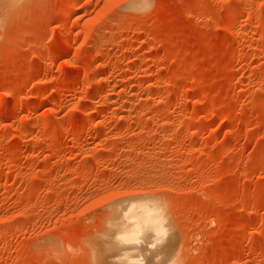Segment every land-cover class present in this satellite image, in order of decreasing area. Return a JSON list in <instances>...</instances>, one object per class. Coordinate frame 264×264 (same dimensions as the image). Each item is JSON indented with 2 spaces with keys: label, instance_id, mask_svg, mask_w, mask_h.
<instances>
[{
  "label": "rangeland",
  "instance_id": "374dc122",
  "mask_svg": "<svg viewBox=\"0 0 264 264\" xmlns=\"http://www.w3.org/2000/svg\"><path fill=\"white\" fill-rule=\"evenodd\" d=\"M134 198L146 258L264 264V0H0V264L132 252Z\"/></svg>",
  "mask_w": 264,
  "mask_h": 264
},
{
  "label": "bare ground",
  "instance_id": "6f19581e",
  "mask_svg": "<svg viewBox=\"0 0 264 264\" xmlns=\"http://www.w3.org/2000/svg\"><path fill=\"white\" fill-rule=\"evenodd\" d=\"M127 8L130 9L128 6H127ZM134 199H132V200L134 202L136 201L135 202L136 205H133V206H130V207L128 205V207H129L128 208V207H126L127 206L126 202L123 205L121 204V203L124 202L123 201V202L120 203L123 206V210L122 209L118 210L117 208H115V206H117V204H116L113 207V209H112L114 215H113V213H110V214H112L111 215L112 218L115 216V219H117L119 221V225H117V227H118V229H120L122 231V234H120V236H118V234H116L117 238H120L124 244L125 243L127 244V241H129L131 239L139 238L141 243L134 244L133 246L129 247L131 249H134V250H132V252L126 250L127 248L122 247L121 244H120L121 247L119 245H118L119 247L118 246L117 247L116 246H111L110 248L113 250L112 251L113 252L112 253L113 254V258L112 259L110 258V255H112V254H111V251H110V248H109V251H110L109 255L108 254H104V252H103L104 256L108 255L106 257L105 263H103V264H130V261L141 259V258L143 259L144 264H145L146 260L149 259V258H146L144 256L145 255L144 253L145 252L146 253L147 252L150 253L151 251H153L155 246H157V244L160 243L159 241H162V240H164L166 238V235H167V230L166 229H167V227L164 228L165 226L163 225L162 221L157 219V217H159L160 215L157 216L156 215V211L153 212V210L150 209L151 207H153L152 209H155L154 206H151L150 204H147V202H145V200L142 199V198H140L141 201H137V199H135V200ZM149 200H152V199H149ZM149 200H147V201H149ZM141 202H143V203L141 204ZM130 203H131V201H130ZM148 205L150 206V208H149ZM120 207L121 206L119 205V208ZM131 207H133V208H131ZM114 209L115 210L117 209L118 211H114ZM122 219H124L126 222L124 223L122 221ZM113 220H114V218H113ZM113 220H112V222L116 221V220H114V221ZM110 221L111 220L109 219L108 222H110ZM112 227H113V225H112ZM107 229H106V231H107ZM115 231H114V233H115ZM106 236H107V234H106ZM113 240L115 241V239H113ZM164 241L169 242V239H168V241L167 240H164ZM166 242H165V244H167ZM114 243L116 244V242H114ZM110 245H112V243ZM156 249H159V247L155 248V250ZM104 250H106L108 252V248L104 249ZM100 252H101V250H100ZM107 252H105V253H107ZM159 252H160V250H159ZM116 255L119 257L117 260L114 259V257ZM152 255H150V257H153ZM160 255H161V253H158V252L155 253L154 257L151 260L149 259L150 261L148 263L146 262V264H162V260L161 259L158 260ZM117 256H116V258H117ZM91 257H92V255H91ZM99 257H101V255H99L98 258ZM96 258H97V256H96ZM102 262H100V263L102 264Z\"/></svg>",
  "mask_w": 264,
  "mask_h": 264
},
{
  "label": "clouds",
  "instance_id": "9594fccd",
  "mask_svg": "<svg viewBox=\"0 0 264 264\" xmlns=\"http://www.w3.org/2000/svg\"><path fill=\"white\" fill-rule=\"evenodd\" d=\"M156 0H127V6L130 10L139 15H144L150 12L155 6ZM127 243L139 244L141 243L139 238H134ZM130 264H144L143 259H137L130 261Z\"/></svg>",
  "mask_w": 264,
  "mask_h": 264
}]
</instances>
